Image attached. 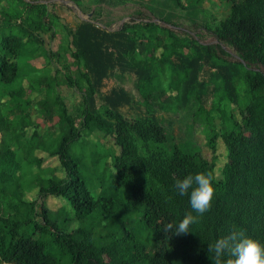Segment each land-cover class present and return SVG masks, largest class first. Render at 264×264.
Segmentation results:
<instances>
[{"label":"trees","instance_id":"trees-1","mask_svg":"<svg viewBox=\"0 0 264 264\" xmlns=\"http://www.w3.org/2000/svg\"><path fill=\"white\" fill-rule=\"evenodd\" d=\"M226 1L227 15L206 25L218 39L216 43H204L189 33L179 35L153 20H127L109 30L87 19L68 32L70 36L66 35L58 50L49 51L44 32L53 37L58 26L66 28L56 9L47 2L7 0L0 9V133L4 134L0 135V181L4 182L0 264H212L208 244L233 229L264 245V0ZM224 44L232 46L239 59L227 60L222 55L228 54ZM41 54L48 57V63L32 70L41 74L32 72L21 78V63ZM69 55L72 64L65 62ZM53 57L69 69L64 73L65 83L81 90L76 111H70L57 92L62 68L51 72ZM122 75L131 79L132 91L146 104L145 116L130 117L120 109L132 97L123 86L112 87L104 95L105 102H99L107 79ZM169 78L167 88L163 79ZM242 80L248 84L247 103L237 97ZM170 89L177 94H169ZM42 90L46 98L36 100L32 94ZM216 91H228L240 116L233 111L227 123L226 110L217 108L225 127L221 133H212L209 142L213 147L214 138L221 134L228 150L219 175L215 161L200 149H186L178 143L171 148L159 145L167 141L168 131L155 107L168 109L170 99L185 104L196 93L200 108L213 110L209 100ZM7 105L13 114L6 116ZM33 109L40 117L32 118ZM14 125L15 133L9 135ZM91 132L101 138L88 145L103 144L102 137L113 136L118 147L108 149V163L114 171L110 194L90 188L80 172L86 154L72 149L90 142ZM36 148L58 156L61 175L34 173L31 167H42L43 162V157L34 154ZM50 168L46 169L52 173ZM199 172L213 176L210 210L190 225L188 233L165 234V224L178 223L191 211L189 197L178 194L175 180ZM6 178L15 179L16 186ZM122 187L129 191L125 199L117 196ZM32 188L37 191L35 198L27 197ZM47 196L71 205L68 211L73 212V220L100 209L107 217V228L118 222V234L109 229L96 234L88 225L56 224L65 208L56 211L42 206L40 198ZM136 213L153 233L151 249L133 217L128 218ZM119 216L128 217L117 221Z\"/></svg>","mask_w":264,"mask_h":264},{"label":"rangeland","instance_id":"rangeland-1","mask_svg":"<svg viewBox=\"0 0 264 264\" xmlns=\"http://www.w3.org/2000/svg\"><path fill=\"white\" fill-rule=\"evenodd\" d=\"M35 1L47 2L50 8H55L60 16V22L66 26V28L63 26H58L56 28L57 32L53 37H51V32H44L46 47L49 51L58 50L60 44L66 41L65 37L68 32L73 31L79 22L87 19L93 20L98 25L109 30L118 29L127 20L131 22L153 20L161 25L168 26L179 35L189 33L191 35L197 36V38H199L200 41L204 43H216L218 42V39L207 31L206 25H214L229 12V4L226 0H80L79 2H76L75 0ZM4 4H7V0H0V9ZM68 35L70 36V33ZM223 46L228 51V54H222L227 60L239 59L235 49L232 46L227 44H224ZM161 51L162 48L158 50L159 53H161ZM47 61L48 57L45 56V54H41L30 59L28 62H22L21 78L26 77V74L30 75L33 72L32 70H35L36 68H44V66L48 63ZM65 62L72 64L73 58L69 55L67 58L65 57ZM57 66L62 68L60 79L61 84L59 86L57 85V92L64 97V101L66 102L68 109L70 111H76L82 101L81 90L76 86H70L69 84L65 83L64 73H68L69 69H66L63 66L62 61L60 62L53 57L51 72H54L55 67ZM75 70L76 68L73 66L72 72L76 76L77 72ZM41 72L45 73V69H43ZM37 73L39 74L40 72L35 71L32 74ZM170 79L171 78L163 79V84L167 88L169 86ZM119 86L125 87V89L132 94L131 101L129 103L123 104L120 109L130 117L137 115L145 116L148 113L146 104L143 103L138 94H134L132 91L133 83L131 79L123 75L117 77L111 76L107 79L106 84L100 93L99 102L104 103V95L108 93L112 87ZM237 87V97L240 96V101L243 100V102L245 101V103H247V82L245 80L238 81ZM168 93L172 96L177 94V92H172L171 89L168 90ZM195 95L196 93L191 95L190 100H187L185 104H183L182 100L179 101L170 99L172 102L169 103L170 107L168 109L161 108L159 104L155 106L157 112L156 114L162 120L163 124H165L168 131L167 141L160 143L159 145L165 148H171L175 143H178L186 149H200L201 153L205 157L215 161L216 173L219 175L223 169V165L228 160L227 146L221 134L214 138L215 144L213 147H211L209 140L213 134L217 133V131L218 133L223 132V127H225V125L222 120V115H220L222 114L223 109L226 110L224 114V121L228 123L226 118L231 117L233 111L235 112V115L239 116V108L237 104L231 99L232 96L228 93V91L215 92L211 100H209L211 106L214 104V109H210L211 111L207 109H201L200 105L202 103H200V100ZM225 95H227V98H224ZM32 96L36 100L39 98L43 99L46 98L47 92L42 90L41 93L35 92L32 94ZM164 103H166V100H164ZM173 106L177 108L174 109ZM217 108H222V111L218 110ZM10 109L11 105H7L3 115L7 116L9 113H12ZM31 114L33 116L32 118L40 117L39 111L35 109L32 110ZM31 127L33 128V126ZM15 128L16 125L11 127L9 135H14ZM32 128L30 129V132ZM43 130L45 129L43 128ZM57 133L59 135V130L56 131V134ZM0 135L2 136L4 134L0 133ZM89 138L91 139L90 142H81L72 146L73 152L76 150L81 154L84 152L86 154L84 159H82L80 172L94 192L99 193L102 191L104 193L110 194L113 191L111 181L114 171L108 163L110 155V151L108 149H118V147H116L114 144L113 136L102 137L103 144H94L95 146L93 147L91 141H96L97 139L101 138V136L98 132H91ZM57 142L52 141L51 144L56 145ZM34 154L43 157L42 167H31V169L34 170V173L39 175L44 174L45 176H59L62 174L58 169L59 160L57 155H51L48 152L42 151L38 148H36ZM23 163L25 164V161ZM47 167H51L50 169H52V173L48 172L49 169H46ZM23 179L25 182L24 177ZM5 180L8 179L6 178ZM10 181L8 180V182ZM10 183H12V185L15 187L17 182L15 179H13ZM24 185L25 184L23 183V186ZM3 186L4 182L0 181L1 194L3 193ZM128 193V189L126 187H122L119 191H117V196L120 199H125L127 198ZM27 197H37V191H34L33 188L29 189L27 191ZM41 199L44 201H41ZM40 201L43 202L42 206H47L49 209L56 211L60 207L65 208V214L63 216L61 215L56 222L58 225L62 224L68 228L74 227L75 225H88L93 227L96 234L99 233L100 229H109L114 232L120 229L118 222L110 225L107 228V217L102 216L100 209H96L83 219L73 220V212L68 211V208H70L71 205L66 204L65 206L61 201V198L47 196V198H40ZM65 216L69 219L64 221ZM127 217L128 216H119L117 217V221L126 219ZM131 217H133V220L135 221L133 223L135 227H137L138 230L141 231V235L147 239L149 248H153V233L143 225L141 218L139 217V213L131 214V216L128 218L131 219ZM53 218L54 215L51 214V219ZM118 232L119 230L117 231V234Z\"/></svg>","mask_w":264,"mask_h":264},{"label":"clouds","instance_id":"clouds-1","mask_svg":"<svg viewBox=\"0 0 264 264\" xmlns=\"http://www.w3.org/2000/svg\"><path fill=\"white\" fill-rule=\"evenodd\" d=\"M174 187L179 195L189 197L191 211L178 223L165 224L162 231L165 234L183 235L190 231V225L197 223L210 210L215 194L213 176L205 172L188 174L177 178ZM207 251L212 253L209 257L212 264H264V245L242 230L233 229L221 236L208 244Z\"/></svg>","mask_w":264,"mask_h":264}]
</instances>
